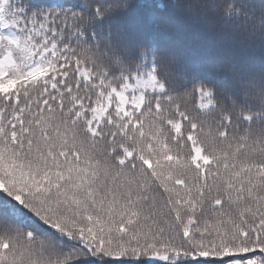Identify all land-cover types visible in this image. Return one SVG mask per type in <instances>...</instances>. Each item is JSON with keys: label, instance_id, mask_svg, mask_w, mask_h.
Masks as SVG:
<instances>
[{"label": "snow or ice", "instance_id": "6c2138e0", "mask_svg": "<svg viewBox=\"0 0 264 264\" xmlns=\"http://www.w3.org/2000/svg\"><path fill=\"white\" fill-rule=\"evenodd\" d=\"M83 7L0 0V264H264V146L91 63Z\"/></svg>", "mask_w": 264, "mask_h": 264}, {"label": "trees", "instance_id": "16d2710c", "mask_svg": "<svg viewBox=\"0 0 264 264\" xmlns=\"http://www.w3.org/2000/svg\"><path fill=\"white\" fill-rule=\"evenodd\" d=\"M71 2L84 5L74 13L89 35L82 46L91 63L152 78L190 118L230 117V131L244 137L249 150L264 146V0Z\"/></svg>", "mask_w": 264, "mask_h": 264}]
</instances>
